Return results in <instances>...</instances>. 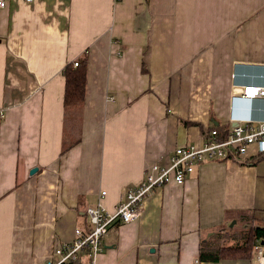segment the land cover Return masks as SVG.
<instances>
[{
  "label": "crops",
  "instance_id": "obj_1",
  "mask_svg": "<svg viewBox=\"0 0 264 264\" xmlns=\"http://www.w3.org/2000/svg\"><path fill=\"white\" fill-rule=\"evenodd\" d=\"M84 57L85 102L65 113L63 69ZM247 84L264 85V0H9L0 8V264H46L75 228L88 229L86 209L103 190L113 212L152 164L200 144L210 125L263 118L262 99L232 104ZM251 147L245 161L201 162L146 199L140 218L113 223L97 264H194L232 221L237 231L241 217L264 226V158L254 161L264 153ZM201 264L258 261L253 249Z\"/></svg>",
  "mask_w": 264,
  "mask_h": 264
},
{
  "label": "built area",
  "instance_id": "obj_2",
  "mask_svg": "<svg viewBox=\"0 0 264 264\" xmlns=\"http://www.w3.org/2000/svg\"><path fill=\"white\" fill-rule=\"evenodd\" d=\"M8 1L0 0V8L5 7ZM77 65L78 60H75L74 66ZM256 98L264 100V85H243L240 91L231 95L232 104L242 99ZM227 124L228 131L224 138L219 136L216 128L209 129L200 144L179 145L169 154L166 163L152 164L139 183L125 189L123 198L113 212L103 205L102 200L106 195V191L103 190L98 203L86 209L88 229L75 228L74 239L57 245L54 250L55 257L49 258L46 264H66L75 258H80L81 264H97L98 256L105 249L103 237L111 225L119 220L128 223L140 218L146 199L171 180L183 184L186 175L192 173L198 164L206 160L234 158L245 161L250 146H255L257 153H264V117L255 119L231 115ZM254 251L258 264H264V244L257 243ZM194 264H201L200 259H196Z\"/></svg>",
  "mask_w": 264,
  "mask_h": 264
},
{
  "label": "trees",
  "instance_id": "obj_3",
  "mask_svg": "<svg viewBox=\"0 0 264 264\" xmlns=\"http://www.w3.org/2000/svg\"><path fill=\"white\" fill-rule=\"evenodd\" d=\"M65 76V94H64V108L65 113L80 112L85 102L86 86H87V58L78 60V65L74 66V62L68 63L63 69ZM1 117V116H0ZM184 123H191L183 120ZM216 128L219 136L224 138L228 131V124L210 125L209 129ZM68 147L65 146L63 150L66 151ZM264 158L259 155L254 161ZM252 161L253 163H255ZM246 217H241L242 230H238L234 225H228L226 233L223 230L216 232L214 235L208 237L204 244L201 243L199 259L201 261H219L223 258L229 257H249L251 256L254 246L257 243L264 244V226L253 225L252 223L246 225ZM245 224V225H244ZM241 226V225H240ZM224 229V228H222ZM239 234L240 240H233L234 242L227 245L225 238L234 236V233ZM226 244V245H225ZM80 258L70 259L66 264H81Z\"/></svg>",
  "mask_w": 264,
  "mask_h": 264
},
{
  "label": "clouds",
  "instance_id": "obj_4",
  "mask_svg": "<svg viewBox=\"0 0 264 264\" xmlns=\"http://www.w3.org/2000/svg\"><path fill=\"white\" fill-rule=\"evenodd\" d=\"M247 102V104H249L248 102H251V100H244V99H242V100H240L239 102H236L235 104H236V106H235V109H238V108H240L241 110L243 109V108H245L246 107V105L247 104H244V103H246ZM240 106V107H239Z\"/></svg>",
  "mask_w": 264,
  "mask_h": 264
},
{
  "label": "rangeland",
  "instance_id": "obj_5",
  "mask_svg": "<svg viewBox=\"0 0 264 264\" xmlns=\"http://www.w3.org/2000/svg\"><path fill=\"white\" fill-rule=\"evenodd\" d=\"M82 57H83V56H82ZM244 104H247V102L244 103ZM251 148H252V147L250 146L249 150H251ZM233 222H234V221H232V222L230 223V225H234Z\"/></svg>",
  "mask_w": 264,
  "mask_h": 264
},
{
  "label": "water",
  "instance_id": "obj_6",
  "mask_svg": "<svg viewBox=\"0 0 264 264\" xmlns=\"http://www.w3.org/2000/svg\"><path fill=\"white\" fill-rule=\"evenodd\" d=\"M35 170V169H34ZM33 171V170H32Z\"/></svg>",
  "mask_w": 264,
  "mask_h": 264
}]
</instances>
